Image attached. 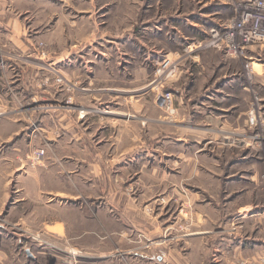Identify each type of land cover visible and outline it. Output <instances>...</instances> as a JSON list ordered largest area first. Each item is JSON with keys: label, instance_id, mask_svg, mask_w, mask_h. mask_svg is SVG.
Listing matches in <instances>:
<instances>
[{"label": "rangeland", "instance_id": "rangeland-1", "mask_svg": "<svg viewBox=\"0 0 264 264\" xmlns=\"http://www.w3.org/2000/svg\"><path fill=\"white\" fill-rule=\"evenodd\" d=\"M238 13L237 0H0L4 264H81L70 254L76 248L39 225L6 222L8 210L18 204L20 213L26 203L16 177L8 179L16 169L63 170L70 205L93 202L123 216L126 200L152 215L154 199L187 212L197 206L209 219L233 217L245 201L258 203L264 214V88L254 75L264 74V48L253 57L254 45L264 40L240 49L238 35L229 38ZM151 16L147 26L160 20L159 33L142 28ZM157 37L166 53L154 64L147 46ZM93 74L97 80L89 79ZM87 85L102 89L101 100L110 98V86L128 91L110 103L96 99L94 110L92 98H79ZM74 100L91 110L77 121L83 104H75L70 114L76 124H68L65 105L74 107ZM212 170L225 173L214 178L218 187ZM82 181L86 187L78 186ZM230 200V207L223 204ZM207 201L220 208L206 209ZM190 222L187 213L176 222L177 232ZM160 245L159 254L167 255ZM204 262L221 264L210 257ZM228 264H264V247L230 256Z\"/></svg>", "mask_w": 264, "mask_h": 264}, {"label": "crops", "instance_id": "crops-1", "mask_svg": "<svg viewBox=\"0 0 264 264\" xmlns=\"http://www.w3.org/2000/svg\"><path fill=\"white\" fill-rule=\"evenodd\" d=\"M159 6L160 2L156 1L155 7L159 9ZM153 16L146 17V25L142 28L146 27L150 31L149 33H152V30L153 33H159L160 20H153L154 24L147 26ZM159 18L160 15L157 16V19ZM13 44L20 50L24 49L21 41L16 40ZM263 48L264 44L254 45L253 57L261 56ZM147 52L153 56L154 64L166 53L164 46H160L159 38L147 46ZM148 53L145 52L147 55L145 57L147 63L150 64L151 61L147 59ZM255 64L258 63L253 61L252 65ZM254 75L258 81L257 86L261 90L264 88V74L256 71ZM94 76L95 74L89 79ZM94 79L96 78L94 77ZM82 88L85 89H79V98H92L94 107L91 108L94 110L97 109L95 107L96 99L100 104L102 101L110 103L112 99L121 94L119 91H128L123 88L104 87L112 94L109 99L101 100L103 97L100 96L102 90L100 87L87 85ZM260 98H263L261 94ZM75 104H83V110L78 114L77 121L84 118L85 114L91 110L89 105L79 100L78 102L74 100V107L65 105V118L68 124H76V119H73L70 114V111L78 108ZM108 112L117 114V111L111 109ZM82 121L84 120L82 119ZM221 173L223 174L224 171H209V175L213 178L211 182H216L214 178L222 176ZM255 175L258 176L257 173L253 174V176ZM13 176L16 177L14 185L19 191L21 199H26V203L20 206L22 209L20 213H17L16 210L18 204H15L11 211L8 210L6 222L13 225L20 224L28 228L35 224L39 225L42 232L54 238L60 237L63 241L68 242V245L76 248L75 251L71 250L74 253L70 254H77L81 264H205L206 257H210L216 263L221 261V264H228L230 256L235 254L241 256L243 253L244 255L254 254L264 247V214L260 213L261 208L255 201H245L238 207L236 206L237 209L233 213V217L222 216L209 219L208 213L207 215L199 213L197 206L195 211L187 212L181 204H159L154 199L149 201V204L154 205L153 208L156 207L155 211L152 215H147L146 212L142 211L141 213L137 210L139 209L137 203L135 205V202L126 200L127 214L123 216L110 208L102 211L103 208L93 202L91 204L77 202L70 205L71 202L65 199V196L69 194L65 191V186L69 187V179L63 170L59 171L53 168L16 169L8 174V179ZM92 176L97 177V174ZM6 182L7 179L3 183L6 184ZM216 183L217 187L220 186L219 180ZM78 186L86 187L85 181L79 182ZM210 187L214 186L211 184ZM164 190V188L155 191L150 189L149 192L155 195V193L160 194ZM173 190L178 191L177 188H173ZM78 192L81 191L78 189ZM231 203V200L223 202L229 207ZM204 205L205 203L201 204V206ZM214 205L213 201L212 203L207 201L204 207L206 209L220 208ZM2 208H0V212ZM187 213L190 215V226L185 231L178 233L175 228L176 222L180 218H184ZM159 245L167 247V255L159 254V250H157ZM115 247H118L120 251H115ZM47 254L49 253L47 252ZM39 255H35V257L39 258ZM5 257V252H2L0 264L5 263Z\"/></svg>", "mask_w": 264, "mask_h": 264}, {"label": "built area", "instance_id": "built-area-1", "mask_svg": "<svg viewBox=\"0 0 264 264\" xmlns=\"http://www.w3.org/2000/svg\"><path fill=\"white\" fill-rule=\"evenodd\" d=\"M239 13L231 18L228 26L229 38L236 33L240 39V49L252 41L264 40V0H237ZM216 33H212V38ZM164 253H161L163 256ZM68 264H71L68 262Z\"/></svg>", "mask_w": 264, "mask_h": 264}, {"label": "bare ground", "instance_id": "bare-ground-1", "mask_svg": "<svg viewBox=\"0 0 264 264\" xmlns=\"http://www.w3.org/2000/svg\"><path fill=\"white\" fill-rule=\"evenodd\" d=\"M82 113H83V112H82ZM82 113H81V114H82ZM72 253H74V252H72Z\"/></svg>", "mask_w": 264, "mask_h": 264}, {"label": "water", "instance_id": "water-1", "mask_svg": "<svg viewBox=\"0 0 264 264\" xmlns=\"http://www.w3.org/2000/svg\"><path fill=\"white\" fill-rule=\"evenodd\" d=\"M27 252H29V251L27 250Z\"/></svg>", "mask_w": 264, "mask_h": 264}]
</instances>
